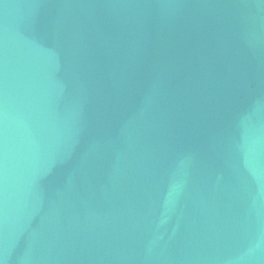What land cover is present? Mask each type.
<instances>
[{"label": "water", "instance_id": "obj_1", "mask_svg": "<svg viewBox=\"0 0 264 264\" xmlns=\"http://www.w3.org/2000/svg\"><path fill=\"white\" fill-rule=\"evenodd\" d=\"M0 264H264V0H0Z\"/></svg>", "mask_w": 264, "mask_h": 264}]
</instances>
